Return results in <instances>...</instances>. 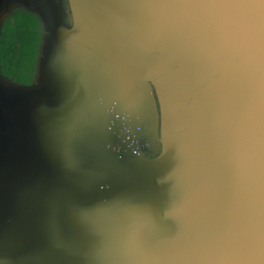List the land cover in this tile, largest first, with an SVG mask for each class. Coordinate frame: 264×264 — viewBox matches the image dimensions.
Returning a JSON list of instances; mask_svg holds the SVG:
<instances>
[{
  "label": "water",
  "instance_id": "1",
  "mask_svg": "<svg viewBox=\"0 0 264 264\" xmlns=\"http://www.w3.org/2000/svg\"><path fill=\"white\" fill-rule=\"evenodd\" d=\"M41 17L0 74L7 264H264L261 0H0Z\"/></svg>",
  "mask_w": 264,
  "mask_h": 264
},
{
  "label": "rangeland",
  "instance_id": "2",
  "mask_svg": "<svg viewBox=\"0 0 264 264\" xmlns=\"http://www.w3.org/2000/svg\"><path fill=\"white\" fill-rule=\"evenodd\" d=\"M26 14H30V18L32 20L31 26L32 29L35 30V37L30 39V41L26 40L27 38V23L26 19L23 15H18L15 20H10V24H7L4 27V31L7 33V37L11 39L13 44H20L22 47V54L24 58V63L17 64L16 70L8 68L4 66L3 69L6 71V76L10 78L11 73H16L21 79H25L28 77V74H35L36 66L38 64V56H40V52L42 51V30H41V17L37 14L36 11L32 10H23ZM13 19V17L11 16ZM15 24L21 26V29H17ZM29 53L27 56L26 54ZM26 56V57H25ZM19 59V58H18ZM20 60V59H19ZM7 68V69H6ZM28 72V73H27ZM27 73V74H26Z\"/></svg>",
  "mask_w": 264,
  "mask_h": 264
},
{
  "label": "trees",
  "instance_id": "3",
  "mask_svg": "<svg viewBox=\"0 0 264 264\" xmlns=\"http://www.w3.org/2000/svg\"><path fill=\"white\" fill-rule=\"evenodd\" d=\"M18 15H23L26 19L27 23V38L26 40L30 41L33 37H35V30L32 29L31 26V18L29 13H25L23 10H19ZM15 27L17 29H21V26L18 24H15ZM29 53L26 54V56ZM25 56V57H26ZM20 60H19V59ZM23 54H22V47L20 44L17 45L13 44V41L7 37V33L4 31L2 36L0 37V61H1V67L7 66L11 69L17 68V61L19 63L22 62ZM18 63V65H19ZM7 69V68H6ZM6 73V71H4Z\"/></svg>",
  "mask_w": 264,
  "mask_h": 264
},
{
  "label": "flooded vegetation",
  "instance_id": "4",
  "mask_svg": "<svg viewBox=\"0 0 264 264\" xmlns=\"http://www.w3.org/2000/svg\"><path fill=\"white\" fill-rule=\"evenodd\" d=\"M19 10H23V9H21V8H18V9H15V11H13V12H11L10 13V15L8 16V18H7V20H6V22L8 21V24H10V20H15L17 17H18V12H19ZM11 16L13 17V19L11 18ZM15 16H16V18H15ZM15 18V19H14ZM5 22V25L7 24ZM5 25H4V27H5ZM4 27H3V29H2V32H1V34H0V37L2 36V34L4 33ZM14 43V42H13ZM19 63V61H17V64ZM24 63V58H22V62H21V65ZM20 64V63H19ZM19 66V65H18ZM16 70V69H15ZM28 73V72H27ZM26 73V74H27ZM0 74H3V75H5L6 76V74H8V73H5L4 72V69L1 67V61H0ZM33 76H34V74H28V77H26L25 79H21V77L20 76H18V74H16V73H11L10 74V78H13L14 80H16L17 82H19V83H30V82H32V80H33Z\"/></svg>",
  "mask_w": 264,
  "mask_h": 264
},
{
  "label": "snow or ice",
  "instance_id": "5",
  "mask_svg": "<svg viewBox=\"0 0 264 264\" xmlns=\"http://www.w3.org/2000/svg\"><path fill=\"white\" fill-rule=\"evenodd\" d=\"M185 2L189 4H199L212 2V0H185ZM261 3H264V0H261ZM0 264H7V260L2 254H0Z\"/></svg>",
  "mask_w": 264,
  "mask_h": 264
}]
</instances>
